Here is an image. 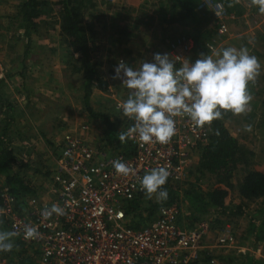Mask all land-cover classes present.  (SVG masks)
Listing matches in <instances>:
<instances>
[{
  "label": "rangeland",
  "instance_id": "rangeland-1",
  "mask_svg": "<svg viewBox=\"0 0 264 264\" xmlns=\"http://www.w3.org/2000/svg\"><path fill=\"white\" fill-rule=\"evenodd\" d=\"M25 1L0 0V152L2 147H8L31 166L21 172L25 182L36 194L20 197L16 206L19 213L29 216L32 209L40 208L44 203L52 204L57 196L60 189L57 183L58 167L66 135H72L87 144L93 150L94 162L100 163L109 157L120 155H133L134 152L131 154L126 150L118 139L119 132L132 127L133 119L124 116L122 110L117 108L132 90L122 84V79H113V76L120 61L131 67H140V62L133 65L132 51L140 50L143 53L145 38L134 31L138 29L141 19L148 18L143 12L129 7L127 0H83L86 15L81 26L95 41L94 61L98 72L108 83L107 91H93L91 108L94 112L109 117L110 124L113 125V130L110 131L107 122L93 118L85 106L84 75L74 71V57L61 32L59 15L54 11L55 0H44V12L48 15L44 16L43 13L38 19L41 24L37 32H27L23 27L21 8ZM158 1L149 0L150 8L147 9L150 15L154 14V18L162 17L163 21L159 25L166 30L162 31L164 39L161 42L155 35L158 48L155 53L165 52L174 60L170 45L185 37L194 44L193 52L185 62L194 63L201 58V54L217 59L216 53L235 47L247 48L261 64L260 75L255 82L249 84L253 97L250 110L240 115L231 114L225 120L226 127L241 147L243 159L233 178V183L237 186L250 170H264V35L259 36L258 31H255V37L250 30L246 31L247 27L241 20H235L228 22L229 33L220 37L217 31L219 22L210 11L201 14L198 12L195 20L170 23L168 28L164 22L167 20V12L164 8L159 9ZM229 3L232 7H246L242 17L250 22L249 29H252V21L259 18L264 20V14L250 0H240L239 3L229 0ZM51 9L53 12H49ZM235 14L239 17L242 12L240 15ZM147 23H152V20ZM263 27L264 24L261 28ZM210 43L215 44V52L208 50L207 44ZM7 103L13 105V114L8 112L9 119L4 115L7 113ZM247 125L251 126V131L245 130ZM206 145L187 149L184 160L187 164L185 181L174 182L168 179L164 186L168 193L166 201L157 202L155 197L149 199L143 192L138 213L126 217L125 223L130 227V224L140 228L152 227L159 221L161 209L177 203L182 210L176 220L181 231L191 232L199 229L202 224L206 226L199 243L202 253L213 251L210 248L226 228L234 234L235 246L240 250L214 249L213 254L219 258V264H242L245 258L241 257V250L247 251L254 246L259 247V258L264 261V239L253 242V236L247 231L253 220L258 221L264 216L263 198L244 202L243 216H217L212 212L195 215L198 213L194 211L192 202L186 195L203 197L217 185L216 177L199 169L201 149ZM0 187L9 188L3 176H0ZM237 191L232 190L228 198L229 204L239 200ZM172 194L177 195H174V203H171ZM32 198L40 203L32 207L29 204ZM141 213L142 221L139 220ZM4 222L0 223V231H10ZM13 243L15 252H0L3 260L0 264H17L19 254L30 256L36 263H40L41 254L36 246L21 244L15 238Z\"/></svg>",
  "mask_w": 264,
  "mask_h": 264
},
{
  "label": "built area",
  "instance_id": "built-area-1",
  "mask_svg": "<svg viewBox=\"0 0 264 264\" xmlns=\"http://www.w3.org/2000/svg\"><path fill=\"white\" fill-rule=\"evenodd\" d=\"M206 11L219 22L220 37L229 33L228 20L238 18L221 0H201L198 12ZM170 47L176 65L180 66L193 52L194 44L183 37ZM207 48L215 52V44H207ZM117 108L122 110L120 104ZM175 120L176 134L169 143H144L137 136L129 139L134 147L131 157H109L100 163L93 161V150L87 144L66 135L58 167L60 189L52 204L44 203L32 209L29 216L22 215L16 209L19 199L10 188L0 187V209L4 210L0 223L4 220L9 230L17 233L18 242L39 249V264H219L214 249L240 250L235 246L234 234L229 229L222 230V236L210 248L213 251H205L204 255L199 243L206 226L181 231L176 224L182 211L177 203L161 209L159 221L152 227L135 229L125 223L124 204L144 192L139 180L146 172L163 166L171 172L169 180L183 182L187 149H197L210 140L211 130L206 125L198 127L187 116ZM117 159L130 165L136 174L117 173L112 164ZM39 203L36 198L29 202L32 207ZM54 204L64 209V215L44 218L43 211ZM25 224L35 226L40 236L25 239ZM258 249L254 246L240 254L250 252L259 258Z\"/></svg>",
  "mask_w": 264,
  "mask_h": 264
},
{
  "label": "clouds",
  "instance_id": "clouds-1",
  "mask_svg": "<svg viewBox=\"0 0 264 264\" xmlns=\"http://www.w3.org/2000/svg\"><path fill=\"white\" fill-rule=\"evenodd\" d=\"M250 2L264 14V0ZM216 56L218 58L214 59L201 54L194 63L187 61L179 67L167 53H155L154 62H143L138 69L120 61L113 79H122V84L132 90L120 108L124 116L134 120V125L119 132V141L125 143L138 136L144 143L167 144L176 134V117L187 116L202 128L222 119L221 110L233 115L249 111L253 98L249 84L256 81L261 70L258 58L247 48L235 47L225 48ZM245 130L251 131V126L247 125ZM112 164L116 172L124 176L136 174L135 169L121 159ZM170 175L166 167L153 168L139 183L149 199L155 197L157 202H163L168 198L164 186ZM3 211L0 209V215ZM53 214L64 215V209L54 204L46 208L42 216L47 219ZM23 231L25 239L40 236L38 229L30 224H25ZM16 235L15 231H0V252L12 251Z\"/></svg>",
  "mask_w": 264,
  "mask_h": 264
},
{
  "label": "trees",
  "instance_id": "trees-1",
  "mask_svg": "<svg viewBox=\"0 0 264 264\" xmlns=\"http://www.w3.org/2000/svg\"><path fill=\"white\" fill-rule=\"evenodd\" d=\"M225 3L230 13L241 14V8L234 5L229 6V0H221ZM163 8L167 12V20L169 23L181 22L186 19L195 20L198 15V6L201 0H161ZM45 6V7H44ZM238 7V8H237ZM85 5L83 0H55L54 11L59 15L61 32L66 38L71 53L74 57V71L83 73L84 75V103L93 118H100L107 122L110 131L113 125L110 124L108 116L98 114L91 108V96L94 90L107 91L108 83L104 80L97 70L94 61V45L95 41L90 37L81 26L82 20L85 18ZM234 8L237 10H234ZM46 10L44 0H26L22 4L21 15L23 27L27 32H37L40 27L38 19ZM53 12V9L49 10ZM201 14V12H199ZM203 13V12H202ZM7 113L5 117H9L8 112L13 114V105L5 104ZM223 118L214 120L211 124V136L208 144L201 149L199 169L203 173H209L216 177L217 185L203 197L193 194L186 195L194 207V211L201 215L203 213H215L217 216L239 217L245 212L244 202L264 199V170H250L244 179L235 186L233 178L239 162L243 159L241 156V147L237 139L230 133L226 127L225 120L232 114L221 110ZM9 119V118H8ZM13 117L11 115V121ZM218 133V134H217ZM120 142V141H119ZM121 143V142H120ZM126 150L131 154L134 147L129 140L122 143ZM31 166L23 159H20L15 152L8 148L2 147L0 152V176L5 177L6 183L9 185L10 191L19 199L22 196L35 195L36 192L24 180L22 172ZM19 169V170H16ZM237 189L239 200L228 203L229 195L232 190ZM176 194H172L171 203L174 201ZM143 193L139 194L134 200L126 203V217L133 216L138 213L139 204L142 203ZM169 204V203H168ZM235 204V205H234ZM163 206V205H162ZM156 207V206H155ZM160 207V206H159ZM158 208V207H157ZM196 208V209H195ZM156 211V210H155ZM264 213V207L262 208ZM137 216V215H136ZM140 221L143 219V213L140 215ZM134 228H140L137 225L130 224ZM253 236V242L262 241L264 239V216L256 221L253 220L247 230ZM14 253V249L10 251ZM245 259L242 264H264V261L257 258L254 254L241 255ZM17 264H38L30 256L19 254Z\"/></svg>",
  "mask_w": 264,
  "mask_h": 264
},
{
  "label": "crops",
  "instance_id": "crops-1",
  "mask_svg": "<svg viewBox=\"0 0 264 264\" xmlns=\"http://www.w3.org/2000/svg\"><path fill=\"white\" fill-rule=\"evenodd\" d=\"M126 2H127L129 7L133 8V10L143 12L142 14H145V16H147V18H148V19H141L138 29L134 31V32H138L139 33L138 36H140L143 39L145 38V40H144L143 53L140 50L132 51V63H133V65H135V64H138V62H140V64H139V66H140L143 62H146V61L154 62L153 56L155 54L156 49H158L157 44H156V40H155V35H157L159 41L161 42L162 39H164V33L162 31H166L163 29L162 26L159 25L163 21L162 17L161 18L160 17L154 18L155 17L154 14L150 15L147 12V9L150 8L149 0H130V2L127 0ZM157 3H158L157 6L159 7V9L160 10L163 9L161 0H159ZM239 8H241L242 14L237 19H230L228 22L235 21V20H241V22L244 23V25L247 27L246 31L250 30L251 33H253V35L255 37H257L256 34H254L255 31H258L257 35H259V36H260V34L264 35V27H263V29L261 28V26L264 24V20L259 18L255 21H252L253 22L252 23V29H249L250 28V22L247 19H244L242 17L243 16V10H246V7L243 8L241 6ZM165 15H166V13H165ZM165 15H164V17H165ZM256 17H257V13H256ZM155 19H156V21H155ZM151 20H152V23H150V24L147 23V21H151ZM164 22L167 24L166 27L169 28L171 26L170 23L168 22V20H165ZM153 25H154V27H152ZM158 28H159V30H158ZM150 33H151V35H150ZM246 33H248V32H246ZM157 43H158V41H157ZM159 53H161V52H159ZM163 54H165V52ZM136 59H138V60H136ZM133 68L138 69V66H134ZM38 101H40V100H38Z\"/></svg>",
  "mask_w": 264,
  "mask_h": 264
}]
</instances>
